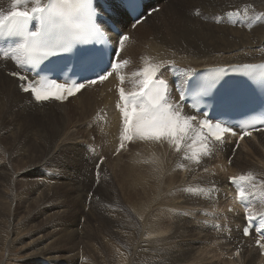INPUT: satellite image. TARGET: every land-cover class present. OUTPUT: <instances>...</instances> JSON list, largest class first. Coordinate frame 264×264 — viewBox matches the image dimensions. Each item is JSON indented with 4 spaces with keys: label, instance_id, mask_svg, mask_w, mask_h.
<instances>
[{
    "label": "bare ground",
    "instance_id": "obj_1",
    "mask_svg": "<svg viewBox=\"0 0 264 264\" xmlns=\"http://www.w3.org/2000/svg\"><path fill=\"white\" fill-rule=\"evenodd\" d=\"M182 1L183 0H138V3H140L144 8L142 16L146 15V11H154V13H152L151 16L147 17L143 22L137 24L136 22H130L128 20L121 5V0H91L92 3H95L97 5V9L100 13V16L98 17V23L107 30V28L104 27L103 23L107 19L113 21L118 30L128 37V39L125 40L121 46V52L118 57L120 66L116 75L109 79L108 82L102 87H96L91 91L84 90L81 93L71 97L68 102L64 104H58L54 102L36 103L32 100L31 96L28 93H22L20 91V89L16 86L15 79L5 74L3 70L4 67H7V69L11 70L18 64V61H14L13 59H11V57L8 56L6 61L4 60L0 63V109L2 108L1 105H5V107L7 108H17L25 114H30L32 111H34L36 115L40 116L51 115L55 118L53 119V121H56V125H53V129H59L61 131V126L64 128L68 126V134H66L64 131L57 133L53 138V143L65 141L68 144L70 143L74 147V149H76L80 153L81 156L86 158V154L90 155L92 158L91 164L93 167V171L95 172L96 168H100V170L104 171L105 167L108 166L107 163H114L113 167L120 166L125 176L131 175V173L133 174L134 178L132 190L137 191L138 196H136L139 200V203L137 204V206V202L132 204L130 208L131 212L126 210L128 213L132 214V219L129 220L131 223L129 225H126V228H130L132 230L138 253H140V256L141 254L142 256L144 255V258L150 261L149 264H220L219 262L214 260L213 256L208 252L207 241H205V239H202L205 238V235L210 234L214 239L212 245L215 246L214 248L217 250L218 254L222 258H224L222 261L228 258L230 259V261L227 262L230 264H264V257H261L259 255V251L253 247L254 239H256L254 233L251 232L248 238H245L242 235L241 228L245 224L244 210L239 206L235 199L233 191L236 187V184L230 182V178H235L233 177V172H236L235 168H237L239 170L247 169V174L249 176L246 180H253V185L254 183H261L264 185V165L260 163H251L253 161L251 160L252 157L258 155V150L256 148L254 149L255 145H252V142H264V133L255 132L251 137L248 136L247 138H244L243 143L238 144L236 139L227 136H224L221 141H215L210 139L204 133V131L198 127L197 121H191L189 130L184 135V138L180 141V150L177 151L175 141L170 138H163L160 141L143 140L134 130H129L127 133H125L124 123L121 121L120 113L117 110V105L119 102L117 96L120 95L119 89L123 88L125 94L133 91H139V89L143 86L145 79L150 76L153 71L156 72L157 78L168 81V84L171 86L181 85L182 90H185L188 85H191V83L187 81V77H190L198 72H203L207 69L210 70L214 67L219 69L228 67L232 68L236 65L255 63L260 64L264 61V21L262 23H259L258 25H254L253 23H251L250 30L244 31L242 29H238L233 32L232 36L218 35L216 34L217 31L215 32V34H212L208 31L212 29L207 28V30L202 26L199 28L191 27V20L189 18H192V15L189 13L190 11L188 12L189 14L185 16V19L183 21V11H180L179 9ZM250 1L251 4L253 3L256 7L264 8V0H248V5L250 4ZM176 2H178L177 6ZM9 5L12 6V0H0V15L7 14V12L12 10V7H9ZM30 6L31 5L29 4L28 7ZM208 6L211 5L208 4ZM20 7L21 10H23L25 6L21 5ZM157 7H159L158 12H156ZM137 8L138 7H136V9ZM219 8L222 9L221 7ZM137 11L138 10H136V12ZM256 11L263 12L264 10L256 9ZM256 11H252V13H256ZM164 12H166L167 17H164ZM157 17H160L159 20H156L154 22ZM185 23H187L188 26H185ZM133 25H135V27H133ZM242 28L244 29V27ZM252 29H254L255 31L257 30V32L250 34ZM158 31L164 32V35L168 38L160 40V43L157 42L156 47L151 49L145 45L147 43L146 40L154 39V37L156 38V33ZM113 38L115 39V37ZM254 39H256V41H254ZM209 46H213L214 48L218 49H215V51L213 52V56L202 60L197 59L195 58V56H193L195 50H203ZM157 50H161L162 56L159 60H154V55ZM178 53L182 55L177 56L176 54ZM121 78L123 79V82L121 81ZM6 97L9 98V102L6 101ZM178 101L179 98L173 92L169 96L168 102L172 105H176V102ZM183 109L184 110H181V107L175 109L176 112L181 113V120H183L186 116H189L186 111L188 109L185 106ZM71 110H73L77 114L76 119H72L70 115L67 114V112H71ZM174 115L175 114L173 113V116ZM102 116L104 117L102 118ZM76 132H79L80 134L83 133L84 140L80 139V137L76 135ZM125 135L131 136V139L129 140L122 138ZM2 137H0V140H2ZM177 139L180 138L177 137ZM28 140L31 139L29 138ZM129 145H132L130 150L128 148ZM246 146H248V148H250L251 150L250 156L248 154H243L244 152L242 151V149ZM97 148L99 149L97 150ZM237 149L238 151L235 154V150ZM9 152L11 153V151ZM115 154L116 156L113 157ZM19 155H21V153ZM2 162L4 161H1L0 163ZM138 162L142 163L141 166L143 168L138 169L136 167V164ZM228 162H231V169H228L224 165ZM213 164H220L221 167H219V169L222 173H224L223 176L220 174L213 175L210 172L209 168ZM24 168L27 169V167ZM219 169L216 170V173H218ZM226 171L227 176H224ZM237 173L239 174V172ZM178 175L183 176V178L181 180L176 179L175 176ZM111 180L113 181L114 179L111 178ZM223 180L226 181L223 182ZM12 182L14 184V181ZM68 184L66 183V185ZM110 184L111 183H109V185ZM21 186L22 185H20V187ZM23 186L25 185L23 184ZM221 187H223L224 190H221ZM65 188H67V186ZM244 188L243 193L247 198L248 203L252 206V208H249V210L256 217L262 219L264 216V199L262 202L260 200L257 204L254 203L255 197L253 191H248L246 188L244 190ZM192 197L195 200H200L202 205L200 207L197 206L198 208L196 209V213H193L191 215L182 213L181 215V211L183 210L184 205H188V199ZM50 200H48V202ZM176 200L178 202H176ZM20 201L21 200H19V202ZM48 202H45L46 204H44L47 205ZM99 203L100 201H97L96 204L94 203L92 205L94 206V211L98 212V216L93 217V219L98 224L97 226L103 227V220L106 218L107 212L105 206ZM3 208L4 205L0 204V209L2 210ZM23 208L20 209V206L18 207V209L20 210L17 211L18 216L21 213H24L25 216L26 210L25 208ZM54 208L55 207H53V209ZM8 210L6 209L7 212ZM59 212L57 211V213ZM50 213L52 214V212ZM99 214H101V216ZM120 216L122 217V215ZM8 217L9 219H11L10 212H8ZM41 221H43V218ZM105 222L109 226H111V224H114L117 230L123 225V222L118 218H115L112 214L109 215ZM162 223H169V225H162ZM77 225L78 222H75L73 226L77 227ZM2 226L5 227L3 223ZM53 226V223H48V225H44L43 228L37 229L34 234L24 237L27 240L33 237V239L28 242L31 244H27L30 246L29 248H27L28 250H26L29 253H35V258L39 261L38 262L36 260L37 263L35 264H44V262L46 261L45 259L48 260L52 253L55 252V254H58L56 250L59 248L55 250L54 247L55 251L53 252V250L50 249L51 247H47L48 240L53 241L55 237L57 239L63 236V234H58L57 230V234L52 230V235L50 229ZM7 228L8 227H6V229ZM82 228L85 231H83V229H73V231L69 233L73 238L82 237L84 239L87 235L86 229L90 228V226L89 224H87L85 225V228ZM2 229H0V232H2ZM15 230H12L11 233H14ZM13 235L15 237V234ZM198 235H201L202 238H198ZM125 236L127 237V234ZM88 238H90L89 235ZM159 242H162L164 244V247H162L161 251L159 250L161 258L155 260L153 256L154 247L155 243ZM55 244L56 243H54V245ZM64 244L63 247H65ZM77 244L78 242L76 243V245ZM74 250L75 249H73V251ZM234 253H236V255ZM58 255L60 256V253ZM156 258H158V256ZM57 259L59 260L60 258ZM78 262H80L79 258ZM227 262L225 261L224 264H226Z\"/></svg>",
    "mask_w": 264,
    "mask_h": 264
},
{
    "label": "rangeland",
    "instance_id": "obj_2",
    "mask_svg": "<svg viewBox=\"0 0 264 264\" xmlns=\"http://www.w3.org/2000/svg\"><path fill=\"white\" fill-rule=\"evenodd\" d=\"M247 1L246 0H240V1L239 0H237V1L236 0H212V1L211 0H204V1H202V0H189V1L183 0L179 9H180V11H183V13H182L183 21H184L185 16L187 14L190 13L192 15V18H189L191 20V22H190L191 27L199 28L202 26L205 29H207V28L212 29V30L207 29L212 34H215V32L217 31L216 34H218V35L232 36L233 32L238 30V29H242L244 31L250 30V24L251 23H253L254 25H258L259 23H262L264 21V11L263 12L262 11L261 12L256 11V9L257 10L258 9L264 10V8L256 7L253 3L251 4V1H250L251 5L250 4L248 5ZM208 4H210L211 6H208ZM229 4L231 5V7ZM243 4H245V5H243ZM177 5H178V2H176V6ZM227 5H228V7H227ZM9 7H12V6L9 5ZM208 7H210V8H208ZM219 7H221L222 9H220ZM243 8H245V9H243ZM156 9H157L156 12H158L159 7H157ZM207 9H208V11H207ZM251 10L253 12L256 11L257 15H256V13H252ZM259 12H260V14H259ZM207 14L210 16H208ZM164 17H167L166 12H164ZM159 18L160 17H157L154 20V22L156 20H159ZM208 19H210V20H208ZM164 22H166V21H164ZM185 26H188V24L185 23ZM231 27H232V29H231ZM234 27H236V28H234ZM242 27H244V29ZM245 27H246V29H245ZM254 32H257V30L255 31L254 29H252L250 34H253ZM166 38H168V37H166L164 35V32L158 31L156 33V38L154 37V39L146 40L147 43L145 45L148 46L149 48L153 49L156 47L157 42L160 43V40H163ZM263 40H264V37H263ZM254 41H256V39H254ZM205 49L195 50V52L193 53L194 55L193 54L192 55L195 56V58L202 60V59H206V58L213 56V52L215 51V49L218 50L217 48H214L213 46L206 47ZM176 55L181 56L182 54L178 53ZM206 55H208V56H206ZM161 56H162L161 50H157L155 55H154V60H159L161 58ZM6 101L9 102V98L6 97ZM1 106H2V108L0 109V114H1L0 115V127L1 126L2 127L0 128V137H2V136L3 137H2V140H0V159L3 158V159H1V161H4V162L0 163V171H1L0 172V204H3L4 208L2 210L0 209L1 210L0 213H2V214H0V223H1L0 226H2V223H3V225L5 227L2 226L4 230L2 229V227H0V229H2V232H0V264H35V263H37L36 260L38 261V259L35 258V253L34 252L33 253L27 252V250H28L27 248H29V246H30L27 244H31L28 242L31 241L33 239V237H31L29 240L25 239L24 237H27V236L34 234L37 231V229L43 228L44 225H48V223L54 224V226L50 229V232L52 235H53V231L55 233L58 231L57 233L63 234V236H61L60 238H57L58 240L56 239V237L54 238V236H53L55 241L54 240L53 241L48 240L47 247L48 248L51 247L50 249H52L53 252L57 248H59L60 251H59V249H57L56 252L58 254L60 253V256L58 254H55V252H54V253H52V255H50L48 260L45 259L46 261L44 262V264H57V263L58 264H65V263L66 264L67 263L68 264H83V263L84 264H97V263H99V264H106V263L107 264H114V263L115 264H149L150 261L146 260V258H144L145 257L144 255L142 256V254H141V256H140V253H138L137 247H136L135 242H134L135 240H134V234H133L132 230L130 228H126V225H129L131 223L129 220L132 219V214L128 213L127 211L131 212L130 208H131L132 204L137 202L136 203V206H137V204L139 203V200L137 199V196H138L137 191L132 190V184H133V178H134L133 174L131 173V175L125 176L123 174L120 166L113 167L114 163H112V164L107 163L108 166L105 167L104 171L100 170V168H96V172L93 171V167L91 164L92 158L90 155L86 154V158L81 156L80 153L76 149H74V147L70 143L68 144L65 141L53 143V138L57 133L64 131L66 134H68V126L66 128L61 126V128H60L61 131L59 129H53V125H56V121L55 122L53 121V119H55V118L52 117L51 115L40 116V115H36L34 113V111H32L30 114H25L17 108H7V107H5V105L4 106L1 105ZM67 114L70 115V117L72 119H76V117H77V114L73 110H71V112L68 111ZM12 115L14 118L12 117ZM23 118H25V119H23ZM27 135H29V136H27ZM76 135H78L80 137V139L84 140L83 133L80 134L79 132H76ZM29 138L31 140H28ZM254 139H252V140H254ZM32 140H33V143H32ZM24 143H25V145H24ZM44 143H45L46 147H45ZM50 145L52 146V148ZM252 145H255L254 149L256 148L258 150V155L255 157H252L251 160H253V161L251 163L252 164L260 163V164L264 165V142L260 143L258 141H254V142H252ZM131 146L132 145H129V147H128L129 150H130ZM10 147H11V149H10ZM14 148H17V149H14ZM98 149L99 148H97V150ZM9 151H11V153ZM46 151H47V153H46ZM237 151H238V149L235 150V154L237 153ZM242 151L244 152L243 153L244 155L248 154L250 156V154H251V150H250V148H248V146L244 147L242 149ZM259 152H260V155H259ZM17 153H18V155H17ZM20 153H21V155H19ZM99 155H100V153H99ZM19 156H21V157H19ZM115 156H116V154L113 157H115ZM37 158L41 159V160H38ZM117 158H118V155H117ZM40 161H41V163H40ZM77 162H78V164H77ZM7 163L9 166L7 165ZM141 165H142V163L138 162L136 164V167L138 169L143 168ZM224 165L228 169H231V167H232L231 162L225 163ZM24 167H27V169ZM219 167H221L220 164H213L212 166H210L209 170L213 175L220 174L223 176L224 173L221 172ZM21 168H22V170L23 169H26V170L22 171ZM217 169H219L218 173H216ZM235 171L236 172H233L234 173L233 177H236L238 180H239V177H241V176H245V177L249 176L247 174V169L239 170V169L235 168ZM12 172H14V173H12ZM237 172H239L240 175ZM8 173H10V174H8ZM17 176H19V177H17ZM224 176H227V171L225 172ZM111 178L114 180L112 181ZM175 178L181 180L183 178V176L178 175V176H175ZM42 179H44V180H42ZM50 179H51V181H50ZM12 181H14V184ZM42 181H44V182H42ZM225 181L226 180H223V182H225ZM252 181L253 180H250V181L244 180V181H240V182H241L243 188L245 187L248 191H250V190L253 191V194L255 197L254 203L257 204L260 200L262 202L264 199V185L261 183H254V185H253ZM108 182L111 184L109 185ZM66 183L67 184L69 183V184L66 185ZM23 184L25 186H23ZM33 184H34V186H33ZM10 185H12V186H10ZM20 185H22V186L20 187ZM26 186H28V187H26ZM29 186H30V188H29ZM64 186L65 187L67 186V188L68 187L69 188L67 189ZM70 187H71V189H70ZM245 188H244V190H245ZM28 189H30V190H28ZM21 190L25 193H23ZM37 190H39V191H37ZM67 190L68 191L70 190L69 193ZM221 190H224V188L221 187ZM3 191H5V192H3ZM31 192L34 194V196ZM77 192H78V194H77ZM47 193H49V194H47ZM74 193H76V194H74ZM50 195L53 197V199ZM18 196H19V198H18ZM21 197L26 198V199H23ZM45 197H46V199L47 198H49V199L46 200ZM76 197H78V198H76ZM50 199H52V200H50ZM5 200H6V202H5ZM19 200H21V201L19 202ZM48 200H50V201L48 202ZM59 201H60V203H59ZM97 201H100L99 204L105 206L106 212H107L106 218L103 220V224H104L103 227L97 226L98 224L93 219V217L98 216L97 215L98 212L94 211V206H92L94 203L96 204ZM45 202H48L47 205H45L46 204ZM176 202H178V201L176 200ZM21 204H22V207H21ZM201 205H202V203L200 200H195L192 197V198L188 199V205H184V208L182 211L180 209L181 215H182V213L183 214L187 213L189 215L196 213V209L198 207H200ZM5 206H6L7 210L8 209L10 210V211L8 210V212L11 213V219H9V217H8V212L6 211ZM19 206H20V209H22L24 206V208L26 210L25 216H24V213H21L18 216L17 211H20L18 209ZM56 206H57V208H56ZM53 207H55L57 210L55 208L53 209ZM35 210H36V212H35ZM57 211L58 212L60 211V212L57 213ZM29 212L30 213L32 212L33 214L32 213L30 214ZM50 212H52V214ZM3 213H4V215H3ZM5 214H6V216H5ZM110 214H112L115 218H118L119 220H121L123 222V225L120 228H118V230L116 229V226L114 224H111V226L106 224L105 220L109 217ZM2 215H3V217H2ZM31 215H32V217H31ZM99 215L101 216V214H99ZM120 215H122V217ZM33 218H35V219H33ZM42 218H43V221H41ZM6 219H8V220H6ZM39 219H41V220H39ZM54 219L57 221H55ZM4 220H5V222H4ZM39 221H41V222H39ZM127 221H129V222H127ZM75 222H78L77 227L73 226L75 224ZM71 223H73V224H71ZM126 223H128V224H126ZM87 224H89L90 228L86 229L87 235L84 239L82 237H80V238H73L72 237V235L70 233L73 231V229H80L81 230V229H83L82 227L85 228V225H87ZM167 224L169 225V223H162V225H167ZM69 226H71V227H69ZM6 227H8V228L6 229ZM12 230H15V232L11 233ZM61 231L64 233H62ZM83 231H85V230L83 229ZM87 231H88V233H87ZM122 231L124 234L122 233ZM125 233L127 234V237L125 236L126 235ZM13 234H15V237ZM18 235H20V236H18ZM88 235L90 236V238H88ZM162 235H166V234H162ZM18 238H20V239H18ZM198 238H202V236L198 235ZM116 239H119V240H116ZM202 239H205V241H207L208 252L213 256L214 260H216L220 264H224L225 261L226 262L230 261V259H228V258H226L224 261H222L224 258H222L218 254L217 250L214 248L215 246L212 245L214 239L211 236V234L205 235V238H202ZM77 242H78V244L76 245ZM54 243H56V244L54 245ZM61 243H63V244L65 243L64 244L65 247H63V244H61ZM69 245H71V246H69ZM24 246H26V247H24ZM54 247H55V250H54ZM66 247H67V249H66ZM162 247H164V244L162 242L155 243L154 253H153L155 260L161 258L160 251H161ZM68 248H69V250H68ZM73 249H75V250L73 251ZM69 252L72 254V256ZM57 256H59V257H57ZM157 256H158V258H156ZM57 258H60L59 259L60 261ZM64 258H65V260H64ZM69 258H71V259H69ZM78 258H79L80 262H78ZM109 260H111V261H109ZM228 262L226 264H230Z\"/></svg>",
    "mask_w": 264,
    "mask_h": 264
},
{
    "label": "snow or ice",
    "instance_id": "obj_3",
    "mask_svg": "<svg viewBox=\"0 0 264 264\" xmlns=\"http://www.w3.org/2000/svg\"><path fill=\"white\" fill-rule=\"evenodd\" d=\"M137 4L138 0H121V5L132 11L136 9ZM21 5L25 6L23 10ZM96 15L91 0H12V10L0 15V39L6 37L19 39L9 41L8 51L4 55L6 57L10 55L11 59L18 61L21 67L35 66L47 57L71 50L77 43L93 42V38L99 39L104 35L92 24ZM30 23L35 30H30ZM127 39L126 35L120 37L121 42ZM114 52L118 54V49H114ZM82 60L87 70L97 66L88 56L82 57ZM109 64L115 67V62L111 59ZM12 75L17 76L22 82L21 90L31 93L37 101H46L50 98L62 100L66 98L65 93L71 96L85 87V84L79 81L66 87L64 84H58L54 79H49L45 85L39 81L28 82V77L19 72H13ZM108 75L111 73L102 71L97 79L103 81ZM121 81L123 82L122 78ZM88 82L95 84L97 80L92 79ZM214 87L215 82L208 85L203 90V95H210V90ZM177 90L181 92L182 102L186 92L182 90V86H178ZM170 91L166 81L157 78L155 71L145 79L139 91L125 94L123 88L119 89L120 100L124 103L122 118L125 122V133L134 130L143 140L160 141L163 138H170L175 141L176 150L179 151L180 141L189 130L190 122L196 117L186 116L181 120V113L175 111L180 105H172L168 102ZM117 107L120 105L118 104ZM200 127L211 131L207 114L200 121ZM232 127L233 125L227 123L224 126L217 123L218 132L212 134L214 139L221 141L222 133L230 131ZM122 138L130 140L131 136L125 135ZM246 179L248 178L245 176L239 177L240 181ZM230 182L236 184L237 180L230 178ZM243 195V192L238 193L241 198ZM244 235H249L248 227L244 228Z\"/></svg>",
    "mask_w": 264,
    "mask_h": 264
}]
</instances>
